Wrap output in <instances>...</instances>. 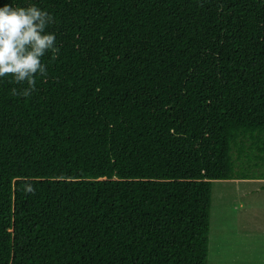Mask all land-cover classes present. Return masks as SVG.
Masks as SVG:
<instances>
[{"label":"trees","instance_id":"obj_1","mask_svg":"<svg viewBox=\"0 0 264 264\" xmlns=\"http://www.w3.org/2000/svg\"><path fill=\"white\" fill-rule=\"evenodd\" d=\"M4 4L59 54L0 78V264H208L212 182L264 179V0Z\"/></svg>","mask_w":264,"mask_h":264},{"label":"rangeland","instance_id":"obj_2","mask_svg":"<svg viewBox=\"0 0 264 264\" xmlns=\"http://www.w3.org/2000/svg\"><path fill=\"white\" fill-rule=\"evenodd\" d=\"M208 264H264V179L212 182Z\"/></svg>","mask_w":264,"mask_h":264},{"label":"clouds","instance_id":"obj_3","mask_svg":"<svg viewBox=\"0 0 264 264\" xmlns=\"http://www.w3.org/2000/svg\"><path fill=\"white\" fill-rule=\"evenodd\" d=\"M52 15L35 4L0 7V78L12 77L22 88H12L13 96L29 97L36 91V77H46L43 57L59 54L55 33L46 31ZM31 191V189H29Z\"/></svg>","mask_w":264,"mask_h":264}]
</instances>
